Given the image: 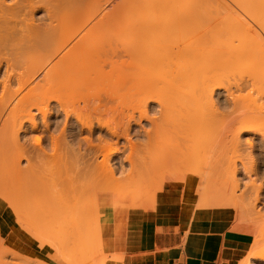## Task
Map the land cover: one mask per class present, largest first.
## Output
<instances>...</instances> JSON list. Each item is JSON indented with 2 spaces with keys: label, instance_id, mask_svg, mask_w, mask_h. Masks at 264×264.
Segmentation results:
<instances>
[{
  "label": "bare ground",
  "instance_id": "1",
  "mask_svg": "<svg viewBox=\"0 0 264 264\" xmlns=\"http://www.w3.org/2000/svg\"><path fill=\"white\" fill-rule=\"evenodd\" d=\"M227 107L234 110L228 113ZM115 108L118 112H113ZM158 108L159 118L149 121L147 113ZM260 122H264V0H0V209H10L6 193L11 190H20L21 196L32 194L25 198L32 199L27 201L38 210L35 216L46 205L43 190H73L75 209L84 201H76L79 190L83 195L84 190L121 189L124 179L119 173L132 179L124 185L131 183V190L151 187L168 190L169 196L171 190L187 195V190L201 188V183L198 187L192 183L191 175L184 178L189 165L202 179L241 181L242 189L247 188L255 169L245 163L244 155L250 153L254 139L264 146V133L256 127ZM34 131L41 134L40 146L24 142ZM105 146L108 150L102 153ZM194 161L200 165L194 166ZM87 174L90 184L95 176L103 183L100 178L96 187V179L94 187L80 183V175ZM241 175L248 179L243 181ZM148 193L144 199L149 202L154 193ZM206 197L199 198L198 207L215 200ZM16 198L19 203L25 200ZM228 200L224 204L234 208L236 202ZM90 206L81 209L86 214L80 205L79 212L95 215ZM251 207L246 213L253 217ZM81 217L76 222L87 216ZM36 218L32 226L18 222L36 239L58 232L75 238L72 232L81 230L75 218L70 228L65 225L67 230L77 225L71 231L55 222L56 227L44 230L48 227ZM247 218L236 219L252 224ZM94 225L98 233L91 235L99 236V223ZM257 231L262 238L264 225ZM258 248L237 262L264 264V248Z\"/></svg>",
  "mask_w": 264,
  "mask_h": 264
},
{
  "label": "crops",
  "instance_id": "2",
  "mask_svg": "<svg viewBox=\"0 0 264 264\" xmlns=\"http://www.w3.org/2000/svg\"><path fill=\"white\" fill-rule=\"evenodd\" d=\"M163 191L150 208L105 210L101 244L107 264H115L114 256L121 257L118 264H237L246 257L253 241L248 226L254 225L235 220L234 208L192 207L189 191L182 200L184 190H171V196ZM253 230L255 234V226ZM0 234L3 244L23 262L27 258L66 264L48 245L41 246L26 233L8 208L0 209ZM15 263L21 260L0 261Z\"/></svg>",
  "mask_w": 264,
  "mask_h": 264
},
{
  "label": "rangeland",
  "instance_id": "3",
  "mask_svg": "<svg viewBox=\"0 0 264 264\" xmlns=\"http://www.w3.org/2000/svg\"><path fill=\"white\" fill-rule=\"evenodd\" d=\"M120 106V105H119ZM118 106V107H119ZM117 107V109L119 110V112L121 111L120 109H122V108H118ZM116 109V108H115ZM117 109L116 110H113V112H115V111H117ZM118 112V111H117ZM111 114V113H110ZM110 116V115H109ZM105 118V117H104ZM106 119V118H105ZM107 119H108V115H107ZM106 119V120H107ZM108 121L110 122L111 120H109L108 119ZM170 127V126H169ZM256 127H258V129H260V131H262V133H264V122H260ZM32 135L31 136H35V135H41L40 134V132L39 131H34V132H32L31 133ZM96 135H97V132H96ZM244 138H250V135L249 134H245L244 136H243ZM247 138V139H248ZM252 142V149H250V153L249 154H247V155H244L245 156V163L247 164V165H249V166H254V172H252V174H251V176L249 177V179H248V176H247V178L245 177V176H243V175H241V177L243 178H241L243 181H245V179L247 180L248 179V181H246V185H247V188L246 187H244V189H242V187H241V185H240V183H241V181H239L238 183H236V184H234V182H226V180H225V178H222V179H213V178H210V180L209 179H207V178H201V177H199L198 175H195L193 172H194V169H195V167H193V165H192V169H193V171H188V170H192V169H190V165L188 166L189 168L187 169V167H186V170H187V172H185L186 174H185V176H184V178L186 177L187 178V176L189 177L190 175L193 177V180H192V183H194V185L195 186H199L200 185V183H201V188H200V190H187V194H188V191H192V197H193V202H192V207H198L197 206V203H198V200H199V198L201 197V196H204V197H206L205 195H207V197H206V200H208L209 201V199H211V198H209V197H212V199H211V201L213 200V199H215V200H213V202H215L216 204H212L213 202H210L209 201V203H208V205L206 206V207H210L211 205H213V206H211V207H231L232 205H229V206H227V205H225L224 204V202L225 201H227V199H229L228 200V202H229V204H231V202H236V204H235V207H234V210H235V213H236V218L238 217H240V219H245V218H247V217H245V216H248V214L246 213L247 211H246V209L248 208V207H253L254 209H252V211H250V213H254V211H255V214L253 215V217L251 216V215H249L250 217H252V218H250L249 216V218L250 219H252V221H253V219L256 221H251V223L256 227V228H258L259 229V227H260V225H264V146L262 145H260L259 143H258V140H256V139H254V141H251ZM138 147H141L140 145H138L137 147H136V149H139ZM154 148V147H153ZM126 151H128L129 150V147L128 146H126ZM107 150H108V147L107 146H105L104 148H103V151H102V153H106L107 152ZM151 151H152V149H150ZM154 151V150H153ZM139 152H140V149H139ZM100 158L101 157H99L98 159L100 160ZM99 160H97V161H99ZM195 163H197L196 165H197V167L200 165V164H198V162H196V161H194V163L192 162V164H194V166H196L195 165ZM90 175H91V173H89ZM89 174H87V175H84V176H81L80 175V183H83V184H87V186L88 185H92L93 183L95 184V182H94V179H96V176H95V178L93 177V175H94V173H93V175L91 176V177H93V179L91 180V178H89L91 181H93L92 182V184H90L89 183V181L87 180V177H89L90 175ZM127 175V174H126ZM125 175V177L124 178H122V179H124V181L123 182H120L121 184V189L120 188H114L113 190H84L85 191V194H83V195H80V190L78 191L79 192V194H77L76 193V197H79V199L78 200H76V198H75V200L76 201H79L80 200V203H81V200L84 202V204H80L79 202V204L81 205V208H79V206H77L76 208L78 209H85V211H86V209L88 208V207H86V206H89V204L90 205H92L93 206V208H92V206H90V210H89V212L91 211V212H93L94 213V211H95V215L94 214H92V213H88L89 215H86L87 213L85 212V211H83V210H81V211H83V212H85L86 214H84L83 212H79L80 210L78 209V211H77V213L79 212L80 213V215L79 216H82L80 219H82L83 218V216H87V217H84V218H86V220L85 221H83V220H79L80 222H76L77 220V217H79V216H77L76 217V208L74 209L73 207H75V205H78L77 204V202L75 203V205H74V202L72 203V201L74 200V199H72V198H74L75 197V193L74 192H72L71 190V193H73V196L74 197H72L71 198V196H72V194L70 193V191L68 192V190H65L66 192H64V190H43V191H46V192H43V194H42V197H45V198H43V199H45V200H43V202H44V204H46V205H43L44 207H42V209H41V212L43 211V212H46V214H44V216H42L43 215V212L42 213H37V215L35 216V214H36V210H34L35 208L33 207V206H31V208H30V203L32 202L31 200L32 199H30V198H27V200L29 201V199H30V203L26 200V198L25 197H27V196H29V197H31L32 196V194H29V195H27V196H25L24 194H23V196H21L22 194H21V191L20 190H18V192H17V190H11L10 192H11V194H13L12 196H11V194L9 193V192H7L6 193V191H5V193H6V195H8V196H10V199H11V207H10V210H11V212H12V214L14 215V218L15 219H17V218H19V219H17L16 220V223H18V222H20L21 221V219H20V217H22L24 214L23 213H25V211H26V215H24V217H22V218H24V220L22 219V225H23V222L24 223H28L29 222V218H28V216L30 217V220L31 219H33V220H35V219H37L36 217H40L41 218V221H40V223L42 222V224H44V225H46L48 228L47 229H44L45 228V226H43L42 224H40V225H42L41 227H44V228H41L40 227V229H41V231H42V229H44V230H48V229H50V227H56L55 225H57V226H59V227H64L65 225L68 227V228H70L69 227V225H71L72 224V219H74L75 218V220L73 221V222H75V223H79V224H81V226L79 225V224H77L78 225V228L80 229V227H81V230H78V231H80L82 234H79V235H77L78 234V231L76 230H74V232H72V235L73 234H75V238H72V237H67L66 235L65 236H62V235H60L59 234V232L57 233V234H55V233H52V235H50L49 237L50 238H48V236L46 237L45 235L46 234H44V236L46 237H44L43 236V238L44 239H36V238H34L33 236H31L30 235V233H28L31 237H33L34 239H36L38 242H39V244L41 245V246H43V245H48L52 250H53V252H54V254L56 255V256H58L63 262H65L66 264H107L108 262H107V260H108V255H105L104 253H103V250H102V236H101V225H102V219H103V214H104V212H105V210L107 211V210H113V209H115V210H122V209H124V208H128V209H131V208H135V206H133L132 204H135L136 205V207L137 208H150V207H152L153 205H154V203H155V201H156V199H157V196H158V194H159V192L161 191V190H154L153 188H151V187H146V189L148 190H142L143 188H138L137 189V186H136V189L137 190H131V188H134V186L132 187V186H130L131 185V183H130V185H128V186H124V185H126L127 183H128V181H129V178L130 177H128V175L126 176ZM87 176V177H86ZM128 177V178H127ZM131 177H135V175L134 176H131ZM137 177V176H136ZM195 177V178H194ZM100 177H98V179H99ZM138 179L140 178V177H137ZM185 178V179H186ZM98 179H96V182L98 181H100L101 179H102V177L100 178V180H98ZM135 180H136V178H134ZM138 179H137V181H138ZM142 179V178H141ZM141 179H139V180H141ZM145 179V178H144ZM239 179V178H238ZM86 180L88 181V182H86ZM103 180V179H102ZM101 180V181H102ZM149 180V182L152 180V178H151V180L150 179H148ZM147 180V178H146V181H148ZM130 181H132V179L130 178ZM129 181V182H130ZM141 181H143V180H141ZM141 181H140V184H142L141 183ZM145 181V182H146ZM98 182L95 184V187H96V185H100L101 183H103V181L100 183V184H98ZM133 182V181H132ZM139 182V181H138ZM145 182H143V184L145 183ZM148 182V183H149ZM152 182V181H151ZM89 183V184H88ZM137 182H135V183H132V185H135ZM145 185V184H144ZM124 186V187H123ZM130 186V187H129ZM91 187H94V185H92ZM235 187H236V190H235ZM90 188V187H89ZM145 188V187H144ZM214 188H218V190H213ZM239 188H241V190L239 189ZM87 189V188H86ZM127 189H130V190H127ZM150 189V190H149ZM234 190V192H233V190ZM9 191V190H8ZM19 191H20V193H19ZM27 192L26 190H23L22 192ZM55 192V193H53V192ZM61 191L63 192L62 194H61ZM75 192H76V190H74ZM83 191V190H82ZM147 191V192H146ZM150 191V195H151V192L152 193H154L153 195H151L152 196V200H151V197H150V200H149V202L147 201V199H144L147 195H149V192ZM155 191V192H154ZM223 191V192H222ZM236 191V192H235ZM13 192H15V194L13 193ZM17 192V193H16ZM47 192H48V194H47ZM215 194V192H216V194L218 193V192H220V193H222V194H217V196L218 195H220L221 196V198H225V197H227V199L225 198V199H222V201L220 200V202H219V198H216L217 196H216V194H215V196L216 197H214V194ZM226 192V193H225ZM232 192V193H231ZM20 195H19V194ZM42 193V192H41ZM46 193V195H44ZM83 192H81V194H82ZM148 193V194H147ZM209 193L212 195H209ZM224 193V194H223ZM68 194V195H67ZM145 194H147V195H145ZM175 194V193H174ZM182 194H184V193H180V200H182ZM230 195V196H226V195ZM232 194V195H231ZM17 195V196H16ZM57 195V196H56ZM79 195V196H78ZM209 195V196H208ZM222 195L224 196V197H222ZM243 195V196H242ZM248 195V196H247ZM19 196V197H18ZM24 197V199L25 200H22L23 198H21V197ZM50 196H52V199H51V197ZM55 196L57 197L56 199H55ZM83 196V197H82ZM86 196V198H84ZM176 196V195H175ZM190 196V195H189ZM189 196H188V198H189ZM234 196V197H233ZM240 196H241V198H243V200L245 199V201L243 202L242 200H241V198H240ZM17 197V198H16ZM81 197V198H80ZM238 197V198H237ZM18 199V198H21L20 200H21V203H19V200H14V199ZM46 198L48 199V200H46ZM69 198V200H67ZM71 198V199H70ZM102 198V199H101ZM148 198V197H147ZM209 198V199H208ZM220 198V199H221ZM230 198H233V200L231 199V202H230ZM237 198V199H236ZM50 199V200H49ZM218 199V201L216 202V200ZM60 200H61V202H60ZM237 200V201H236ZM238 200H239V204H240V202H242L240 205H241V207H239V204L237 205V203H238ZM248 200V201H247ZM250 200V201H249ZM15 201H16V203H15ZM47 201H50V202H48L47 203ZM66 201V202H65ZM70 201V202H69ZM89 202V204L87 203V202ZM252 201V202H251ZM25 202H27V203H25ZM140 202V204L141 205H138V203ZM246 202V203H245ZM248 202H251V204L249 203V206L248 205H246V204H248ZM18 203V204H17ZM50 203V204H49ZM61 203V204H60ZM72 203V204H71ZM219 203V206L217 205ZM220 203H221V205H220ZM222 203H223V205H222ZM0 204H3V201L0 199ZM48 204V205H47ZM64 204V205H63ZM71 204V205H70ZM232 204H234V203H232ZM244 204V205H243ZM14 205V206H13ZM17 205V206H16ZM28 205H29V207H28ZM51 205V206H50ZM57 205V206H56ZM74 205V206H73ZM82 205H85L84 207H82ZM104 205V208H102V206ZM217 205V206H216ZM244 207H243V206ZM251 205V206H250ZM18 207V206H20L21 208H23V210H21V208L20 207H18V209H16V207ZM46 206V207H45ZM50 206V207H49ZM62 206V207H61ZM140 206H142V207H140ZM239 208H238V207ZM247 206V207H246ZM15 207V211L13 210V208ZM56 207V208H55ZM64 207H65V209H64ZM237 207V208H236ZM251 207V208H252ZM25 208H26V210H25ZM29 208V209H28ZM59 208V209H58ZM232 208H233V206H232ZM242 210H241V209ZM243 208H245V210L243 209ZM33 209V210H32ZM45 209V210H44ZM61 209H63L62 211H61ZM68 211H67V210ZM91 209H93L94 211H92ZM239 209V210H238ZM13 210V211H12ZM47 210V211H46ZM64 210L65 211H67L66 212V214L68 213V217L66 216V214H65V212H64ZM249 210V209H248ZM254 210V211H253ZM19 211H21L20 213H22V216H18L19 215ZM23 211V212H22ZM38 211V210H37ZM241 211V212H240ZM244 211V213H242ZM30 212V213H29ZM31 212H32V215L34 214V216L32 217V215H31ZM58 212V213H57ZM64 212V213H63ZM87 212H88V210H87ZM17 213V216H15V214ZM30 215H29V214ZM50 213V214H49ZM54 213V214H53ZM78 213V214H79ZM241 213V214H240ZM28 214V215H27ZM39 214H41V215H39ZM52 214L53 215H55V218H56V221H54L55 220V218H54V216H52ZM77 214V215H78ZM83 214V215H82ZM93 215V217H95V218H93L94 220V222H90V218L92 217V215ZM242 214H244V215H242ZM247 214V215H246ZM45 215H47V220H49V222L46 220V216ZM50 215V216H49ZM74 215V218L72 217ZM91 215V216H90ZM241 215H242V218H241ZM25 216H27V217H25ZM52 216V217H51ZM243 216H244V218H243ZM44 217V218H43ZM49 217H50V219H49ZM98 217V218H97ZM27 218V219H26ZM52 218H54V219H52ZM62 219V221H60V219ZM66 218H67V220H66ZM72 218V219H71ZM249 218H247V219H249ZM98 219V220H97ZM239 219V220H240ZM20 220V221H19ZM26 220V221H25ZM28 220V221H27ZM33 220H31L29 223H28V225H30V226H32L31 224H33L32 223V221ZM46 220V221H45ZM63 220H65V221H63ZM71 220V221H70ZM88 220V221H87ZM92 220V219H91ZM236 220H238V219H236ZM47 222L46 224H45V222ZM53 223H52V222ZM86 221L88 222V224L86 223ZM96 221V222H95ZM248 221H250V220H248ZM34 222V221H33ZM50 222H51V224H50ZM54 222H55V225H54ZM82 222H84V224H82ZM99 223V225L97 226V227H100V235L98 236H96V235H94V236H92L95 232L94 231H97V228H95L96 226L94 225L95 223ZM31 223V224H30ZM86 223V224H85ZM20 223H18V225H19ZM61 224V225H60ZM92 224V225H91ZM256 224H257V226H256ZM21 225V224H20ZM21 225V226H22ZM50 227H49V226ZM77 225H75L74 227H76ZM95 227H94V226ZM97 225V224H96ZM20 226V227H21ZM66 226H65V228H66ZM92 226L94 227V230L93 229H91L92 228ZM254 226H252V225H250V226H248V230H250V234L252 235V238H253V241H255L256 239H262L263 237H264V235H263V237L261 238V236L260 237H258V229L257 230H255L256 231V235H255V237H256V239H255V237H254ZM53 227V228H54ZM74 227H71V229L73 228V229H75ZM22 228V227H21ZM58 228V227H57ZM56 228V229H57ZM65 228H62V229H60L61 231L63 230L64 231V229ZM77 228V229H78ZM86 228H87V230H86ZM88 228H90L91 229V231H90V229H88ZM255 228V229H256ZM71 229L70 230H67V228H66V230L67 231H71ZM72 229V230H73ZM85 229V232L83 231ZM96 229V230H95ZM59 230V229H58ZM56 231V230H55ZM87 231H89V232H87ZM92 231L94 232V233H92ZM253 231V232H252ZM26 232V231H25ZM49 232V231H48ZM53 232V231H52ZM75 232H77V233H75ZM87 232V234H88V237H87V235H85L84 233H86ZM91 232V233H90ZM27 233V232H26ZM47 233V232H46ZM64 233V232H63ZM69 233V232H68ZM98 232H96L95 234H97ZM66 234H67V232H66ZM92 234V235H91ZM58 235H59V237H58ZM64 235V234H63ZM71 235V236H72ZM76 235H77V237H76ZM81 235H82V237H81ZM86 237H85V236ZM89 235H91L90 236V238H89ZM42 237V236H41ZM252 241V243H254ZM256 242V241H255ZM260 244V246H259V248L260 249H262V247L264 248V239H262V240H260V242H258L257 243V245H259ZM2 245H4V244H2ZM1 244H0V249H1V253H3V254H0V260H2V261H4L5 262V260L8 258V257H11L12 259H18V260H21V263L23 262V259L21 258V259H19L17 256H15L14 255V253H13V251H11V250H9V248H7L5 245L4 246H2ZM252 246L251 247H253L252 248V250H249V252L250 251H252V252H256V249L258 248L257 247V245L255 246L254 244H251ZM255 246V247H254ZM3 247V248H2ZM6 249H5V248ZM259 248H258V250L257 251H259ZM3 249V250H2ZM3 251V252H2ZM5 251V252H4ZM8 252V253H7ZM12 252V253H11ZM248 252V253H249ZM252 253V254H256V253ZM5 253V254H4ZM258 253V252H257ZM259 253H261V252H259ZM6 255V256H5ZM12 255V256H11ZM121 257L119 256H114L113 257V260H115V264H118L119 263V260H121L120 259ZM26 260H27V258H25ZM28 262V263H27ZM27 262L26 261H24L23 263H26V264H45V263H41V262H33V261H31V260H27ZM18 264V263H17Z\"/></svg>",
  "mask_w": 264,
  "mask_h": 264
},
{
  "label": "clouds",
  "instance_id": "4",
  "mask_svg": "<svg viewBox=\"0 0 264 264\" xmlns=\"http://www.w3.org/2000/svg\"><path fill=\"white\" fill-rule=\"evenodd\" d=\"M229 87H231V85H229ZM234 109L231 108V107H227L224 109V111L228 112V113H231ZM159 112H160V109H156L151 115H149L147 113V116L146 118L148 119L149 117L150 118H153V119H158L159 118ZM149 120V119H148ZM150 121V120H149ZM142 129H139L137 134L141 131ZM145 136H146V133H145ZM41 135H35V136H31V137H27L25 139L24 142H28V143H34L35 146H40L41 145ZM140 143H147L146 139H140ZM43 150V149H42ZM111 150V149H110ZM111 151H114V150H111ZM122 164V162H120ZM114 169V167H113ZM121 178H123V173H119L118 174Z\"/></svg>",
  "mask_w": 264,
  "mask_h": 264
}]
</instances>
